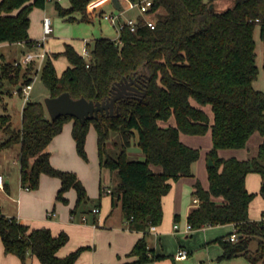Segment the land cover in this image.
<instances>
[{
	"label": "trees",
	"instance_id": "obj_1",
	"mask_svg": "<svg viewBox=\"0 0 264 264\" xmlns=\"http://www.w3.org/2000/svg\"><path fill=\"white\" fill-rule=\"evenodd\" d=\"M47 1L0 0V42L25 41L31 46L29 14L34 7L43 8ZM89 1L69 0L68 7L58 1L54 4L58 15L66 20L79 15L89 21ZM215 1L232 4L216 10ZM152 10L154 28L139 26L134 32L126 28L116 40L96 38L89 59L66 43L62 51L46 55L39 69L50 96L67 91L72 98L84 96L94 101L108 98L112 85L122 77L139 75L145 82V94L140 99L117 100L118 111L113 115L102 114L84 122L70 115L51 119L44 102L27 99L20 126H14L4 100L11 91L5 84H19L20 92L32 81V71L28 65L5 61L0 52V109L4 110L0 112V152L19 147L20 184L25 189L37 188L41 173L60 179L58 201L67 202L64 194L73 188L74 213L89 200L86 188L74 172L52 165L45 147L66 121L73 120L76 150L87 160L86 135L93 125L100 165L117 178L110 189L111 205L120 204L122 222L129 229L144 232L128 253L137 257L132 263L143 264L167 257L153 253L145 235L151 226L162 222V198L170 190L171 181L190 175L191 164L200 154L198 148L184 143L179 133L204 134L210 129L209 185L205 189L199 181L194 183L199 204L189 212L187 221L193 229L234 223L236 240L228 238L231 233L212 240L223 250L217 260L243 256L252 264H264V218H249L248 208L255 193L245 186L247 173H259V192L264 196V91L252 83L258 73L256 29L264 68V0H152ZM60 55L69 64L59 75L53 60ZM206 105H210L212 121L203 109ZM171 116L174 125L159 123ZM255 132L262 140L254 157L223 158L217 154L219 148L245 147ZM113 136L116 139L109 147ZM135 137L143 159L127 153ZM151 165L161 170L154 171ZM0 238L4 251L16 255L22 264L29 255L44 264H74L87 248L79 246L59 256L58 250L69 239L65 231L53 234L48 227L31 228L2 212ZM254 240L257 242L252 248Z\"/></svg>",
	"mask_w": 264,
	"mask_h": 264
},
{
	"label": "crops",
	"instance_id": "obj_2",
	"mask_svg": "<svg viewBox=\"0 0 264 264\" xmlns=\"http://www.w3.org/2000/svg\"><path fill=\"white\" fill-rule=\"evenodd\" d=\"M55 1H58L63 7L69 6V0ZM98 1L100 3L94 14L89 15L87 13L89 21L102 18L101 15L103 12H106L104 8L108 4H112L115 8H118V11H123L125 16H132L135 18L139 17L138 11L127 8V0H118L119 6H116L113 0ZM37 8L31 11L29 14L30 25L28 33L30 39L32 40L31 46H29L25 41L14 43L0 42V49L3 48L7 52L11 51V53H14L15 49H13V46L17 45L19 47V51H21L22 54L19 56L17 53L14 54L13 57H11L12 62L21 60L28 52L36 54L33 61L38 62V70L32 76V85L28 95L25 96L22 90L20 92L18 91L19 84L14 85V88L11 92V95H17L22 98L20 110L18 111L17 126H20L21 112L26 100L29 99V96L32 94L35 80L39 79L41 81L39 69L43 64L45 56L49 55L51 52H59L64 49L63 46L62 49H57L59 51H53V49H49V47L48 49H45L43 46L45 41L43 43H39L43 35V17L49 16L51 18V16L47 14L46 4L43 8ZM59 18H61V20L63 19L65 22L69 21L61 16H59ZM96 38L100 37H95L94 39ZM65 39L79 54H83L84 47L81 46L80 51L72 37L65 36ZM84 43L88 45V40L84 39ZM65 44L66 43H64V45ZM41 53H44L43 57L40 55ZM63 57L65 56L60 55L53 60L56 72L59 75L69 64L67 58L65 57L66 59L64 60ZM48 95L49 92L44 86L41 96L45 98ZM34 96V100H39L37 99V95ZM207 106L210 108V105H206L203 106V109L206 111L212 121V111L209 112ZM168 122V124L174 125L175 119L173 123L170 120ZM159 123L161 125H167L166 122L159 121ZM72 124L73 120L64 124L61 132L56 134L50 143L45 147V150L50 153V161L54 166L63 170H76V168H73L70 165L72 162H74L79 168L82 169V173L87 179L86 181V179L81 177V174H78L82 180V183L87 189L89 196L99 195L100 201L102 196L104 199L106 197H110L109 201L111 203V194L110 192L106 191V189H111L112 187L108 185L100 186L102 166L100 165L98 157L96 131L91 132V130H88L85 147L86 149L90 150V152L88 151L90 159L87 162H81V160H79L76 156L77 150L75 147V140L71 132ZM204 135L205 138L201 143L199 157L191 164V174L187 176H181L178 179L171 181L170 190L162 198V222L160 225L151 226L145 235L148 246L152 249V252L155 254H165L167 257L148 261L143 264H173V262L175 264H252L243 256H235L229 259L217 260V257L222 253L223 250L219 244L213 243L212 240L216 237L226 236L234 232L236 230L234 223L207 224L201 228H191L189 230H185L186 224L188 223L187 216L189 212L199 204L198 197L194 194V183L199 181L202 187L205 189H207L209 185L207 161L209 159L208 152L212 148L210 129ZM179 137L184 143H186L184 140L186 139L184 133L180 132ZM252 137L255 139V143L253 145L254 147L251 148L248 143ZM261 140L262 136L258 132H255L248 139L245 147L219 148L217 150V154L223 158L235 157L238 159H247L257 153V149ZM14 148L17 150V155L14 157L13 163L17 164L19 161V147ZM143 158L144 155L142 153L141 157L138 159ZM2 159L0 160V174L3 176V187L0 188V200L6 201L4 202L6 206L4 207V210L0 209V212L7 216H15L23 223L28 224L31 228L48 227L51 229L53 234L65 231L68 234L69 239L67 243L58 250L57 254L59 256H64L79 246L87 247L82 250L74 264H134L132 262L135 261L137 257L129 255L128 253L136 240L144 235V232L141 230L129 229L122 222L120 212H118L116 216L117 219H115L119 225H114V227L109 226L110 220L107 219L104 214L99 216L100 212L93 213L91 211L93 207L89 209L88 213H86L80 207L74 213H72L71 209L74 207L76 202V191L73 188H70L65 192L64 195L67 198V202L56 200V194L61 184L60 179L54 176L49 177L50 175L45 173L40 174L39 185L35 189L28 190L23 188L20 184V176L19 185L16 188H11L9 184V174L4 166L6 159L5 157ZM151 168L154 171L161 170V167L156 165H151ZM87 182H89V184ZM260 183L261 176L259 173L249 172L246 174L245 186L248 191L255 193L248 208V215L251 220H260L264 218V215H262L264 213V196L259 192ZM97 187H100L99 194L96 191ZM95 206L99 207L98 204H95L94 207ZM87 214H89L90 218H92V222H89L90 218L87 216ZM83 215L86 216L85 220L82 219ZM176 223L178 224V228H174V224ZM196 231L198 233L201 231L202 232L196 236V239H198L196 245L192 246L194 240L190 241L188 239L193 236L192 233ZM173 236L177 238V244L174 245L172 249H169V247H167V243H169V239ZM180 247H184L188 250L187 257L177 258L175 256L177 250ZM0 264H22L16 255L12 253H6L4 251L1 238ZM25 264L44 263H42L36 256L29 255Z\"/></svg>",
	"mask_w": 264,
	"mask_h": 264
},
{
	"label": "rangeland",
	"instance_id": "obj_3",
	"mask_svg": "<svg viewBox=\"0 0 264 264\" xmlns=\"http://www.w3.org/2000/svg\"><path fill=\"white\" fill-rule=\"evenodd\" d=\"M54 3H55V0H48L46 3L47 14L50 15L52 18V30L48 34V36L44 42L43 46L45 47V49H48V47H49V49H53V51H59L57 49H62L64 46V43H69L65 39V36L72 37L74 39L76 45L79 47L80 51H81V46L84 48H87L88 51H90V49L93 45V39L95 37H106V38H110L112 40H116L118 38V36H119L118 30L109 21L105 20L104 18L95 19L94 21H87V20H83L81 18V16L77 15L76 18L72 21L65 22L63 19L61 20V18H59V15L55 9ZM231 4L232 3L229 1H215L213 3V7L216 10H223V9H226L227 7H229ZM36 8L37 7H34L31 11H33ZM104 9L107 13L108 12L118 13V8H115L112 4H108ZM134 10L138 11L137 9H134ZM56 24H57V26H56ZM35 28H34V30H35ZM83 38L88 40V45H86V43H84ZM255 40H256V50H257L256 63L258 65V73H257L256 79H254L252 83H253V86L255 88L264 91V68L262 67V49L263 48H262L261 40L259 38V34L257 32V29H256ZM85 45H86V47H85ZM13 49H15L14 53L13 52L11 53V51L7 52L3 48L0 49V52L4 56L5 61L11 62V57H13V55L16 53L18 56L22 54L21 51H19V47L17 45L13 46ZM84 57L86 59H89L88 55H85ZM63 59L65 60L66 58L63 57ZM33 60L27 64L28 66H30V69L33 73V74L31 73L32 76L34 75L35 71L38 70L37 69L38 62L33 61ZM5 87L8 88L12 92L14 85L5 84ZM42 90H44L43 83L39 79H36L32 94L29 96L28 100H34L35 99L34 95H37V99H39L40 101L44 100V97L41 96ZM4 100H5V102H8L7 112L12 115V121H13L14 126H17L18 125V122H17L18 121L17 120L18 111L20 110L22 98L20 96H17V95H4ZM207 109L209 112L211 111L208 106H207ZM0 112H4V110L0 109ZM169 120L173 123L174 122L173 116H171L167 121H161V122H166L168 125ZM70 121L71 120H68L64 124H66ZM64 124H63V126H64ZM90 130H91V132L95 131L93 125H90L89 131ZM182 133H184V132H182ZM204 134H194L193 135V134L184 133V136L186 137V139H184V140L186 141V143H188V145L195 147V148H198L200 151L201 143L203 142V140L205 138ZM113 139H116V137L113 136L110 139V141L108 142L109 147H113V144H112ZM254 143H255V139L252 137L248 144L252 148V147H254L253 146ZM85 150H86V154H87V160H84L76 151V156L79 160H81V162H87L90 159V157L88 155V151L90 152V150L86 149V147H85ZM141 152L142 151L137 144V138L135 137L132 139L131 145L127 148V153L132 158H139V157H141V154H142ZM16 155H17L16 148H13V149H10L8 151L0 153V160L3 157H5V159H6V162L4 161L5 162L4 166L7 169V172L9 174V184H10L11 188H13V187L16 188L19 185V176H20L19 161L17 164L13 163V159H14V157H16ZM255 155H253L252 157H254ZM252 157H250V158H252ZM96 158H97V156H96ZM247 159H249V158H247ZM207 163H208V161H207ZM70 165L73 168H76V170H74V169H65V170L74 172L79 179H80V177L78 174H81L82 175L81 177L83 179H86L82 173L81 168H79L74 162H72ZM156 166H158V165H156ZM49 177H52V176H49ZM86 181H87V179H86ZM116 181H117V178H116L115 174L113 175V173L110 171L109 168L102 166L100 186L108 185V186L113 187V186H115ZM87 183L89 184V182H87ZM99 188L98 187L96 188L97 189L96 191L98 194H99ZM28 190H32V189H28ZM86 191H87V189H86ZM87 194H88V191H87ZM106 198L104 199V197L102 196L101 201H100L99 195L89 196V200L86 203L81 204L80 208L83 209L86 213H88L89 209H91V207H94L95 204H98L99 205V212H100L99 216L104 214L107 217V219L110 220L109 226L114 227V225H119L115 219H117L116 216H117L118 212H120V210H121L120 204L112 206L110 201H109L110 197H106ZM106 200H107V202H106ZM4 202H6V201L0 200V209L1 210L5 209L4 207L6 206V204ZM87 216L90 218L89 214H87ZM89 222H92V218H90ZM201 232L198 233L196 231V232L192 233L193 236H191L188 239L190 241L194 240L193 241L194 243L192 244V246L196 245V242H198V239H196V236H198V234H200ZM176 239L177 238L175 236H173L169 239V243H167V247H169V249H172L173 246L177 244ZM256 242H257V240H254L252 242V244H251L252 248H254L256 246Z\"/></svg>",
	"mask_w": 264,
	"mask_h": 264
},
{
	"label": "water",
	"instance_id": "obj_4",
	"mask_svg": "<svg viewBox=\"0 0 264 264\" xmlns=\"http://www.w3.org/2000/svg\"><path fill=\"white\" fill-rule=\"evenodd\" d=\"M119 6L118 0H113ZM145 94V82L139 75L124 76L116 81L111 88L108 98L101 101L86 99L84 96L72 98L69 92L64 91L56 96H46L43 100L46 111L51 119H56L62 115H70L81 122L89 118H98L102 114L113 115L117 113L116 101L122 98H141ZM208 164H212L211 158Z\"/></svg>",
	"mask_w": 264,
	"mask_h": 264
},
{
	"label": "built area",
	"instance_id": "obj_5",
	"mask_svg": "<svg viewBox=\"0 0 264 264\" xmlns=\"http://www.w3.org/2000/svg\"><path fill=\"white\" fill-rule=\"evenodd\" d=\"M98 0H91L88 2L86 6V11L89 15L94 14L97 7L99 6ZM151 5L152 0H127V8L128 9H137L139 12V17L135 18L132 16H125L123 11H118V13H112V12H103L102 18L109 21L119 32V34L124 29H129L130 31H136L139 26H149L150 28L155 27V11H151ZM43 27V35L39 41V43H43L48 34L51 32V18L49 16L43 17L42 22ZM119 37V36H118ZM42 57L44 56V53L40 54ZM83 56L88 55L90 57V51H88L87 48H83ZM36 54L32 52L26 53L23 58L19 61H15V64L20 63L23 65H27L29 62H31L35 58ZM31 82L28 84H25L22 86L21 90L25 96L28 95L29 90L31 88ZM3 187V176L0 174V188ZM106 191L110 192V189H106ZM93 213L99 212V207L95 206L91 209ZM82 219L85 220L86 216L83 215ZM174 228H178V224H174ZM191 229V226L189 223L186 224V229ZM230 240L234 241L237 238L236 232H232L229 237ZM175 256L177 258H185L188 256V250L184 247H180Z\"/></svg>",
	"mask_w": 264,
	"mask_h": 264
}]
</instances>
